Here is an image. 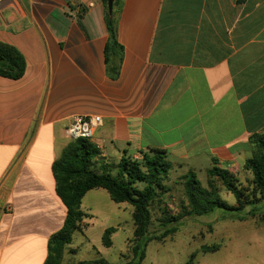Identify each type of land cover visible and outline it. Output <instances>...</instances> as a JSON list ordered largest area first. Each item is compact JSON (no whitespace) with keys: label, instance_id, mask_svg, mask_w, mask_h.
I'll list each match as a JSON object with an SVG mask.
<instances>
[{"label":"crops","instance_id":"crops-1","mask_svg":"<svg viewBox=\"0 0 264 264\" xmlns=\"http://www.w3.org/2000/svg\"><path fill=\"white\" fill-rule=\"evenodd\" d=\"M115 10L124 59L112 79L103 0L78 15L66 0L0 9V41L26 60L20 79L0 76V264H45L67 218L52 167L75 115L103 119L91 140L98 172L161 149L179 174H249L250 137L264 134V0H117ZM101 190L82 200L86 235L97 212L84 202Z\"/></svg>","mask_w":264,"mask_h":264},{"label":"trees","instance_id":"trees-1","mask_svg":"<svg viewBox=\"0 0 264 264\" xmlns=\"http://www.w3.org/2000/svg\"><path fill=\"white\" fill-rule=\"evenodd\" d=\"M69 8L74 10L70 0H66ZM106 8V24L109 39L105 47V62L107 73L112 78L118 77L124 59V47L118 41L117 31V0L114 1L113 13L110 15L107 0H103ZM26 70V60L22 53L10 44L0 41V76L20 79ZM252 157L244 169L252 173L251 184L253 191L247 194L237 187L233 174L217 166L207 170L211 181L218 178L229 191L233 193L237 204L229 205L202 186L197 173L189 171L183 176L185 195L188 201L184 207L185 213L179 217H164L161 221L162 231L158 234L151 232L153 225L152 208L160 203V196L166 191L173 164L167 153L161 149H153L143 155L140 161L123 158L117 174L111 170L98 172L93 168L94 163L101 157L99 148L87 139L72 141L63 151L52 167L56 180V192L68 213L63 228L52 236L48 257L45 264H62L65 249L71 244L73 235L82 231L81 225L88 217L82 210V200L93 189H104L116 204L128 203L133 206L132 219L135 225L133 258L128 264H143L146 259L147 247L151 242L162 241L178 232L184 215L200 217L224 211L225 218L246 221L248 218L259 216L261 205L264 209V134L250 137ZM142 186V187H141ZM251 207L250 210H247ZM165 213V212H163ZM264 220V212L262 214ZM117 231L111 227L102 236L103 245L110 248L113 245L112 235ZM78 264H111L105 258L81 261Z\"/></svg>","mask_w":264,"mask_h":264},{"label":"rangeland","instance_id":"rangeland-1","mask_svg":"<svg viewBox=\"0 0 264 264\" xmlns=\"http://www.w3.org/2000/svg\"><path fill=\"white\" fill-rule=\"evenodd\" d=\"M80 12L79 9V13L75 14ZM251 157L252 150L249 158ZM207 168L201 165L197 169V178L202 186L229 205L235 206L237 202L233 193L218 178L210 181ZM117 172L118 168L111 171L114 175ZM184 175L172 170L165 182L166 192L160 196V203L152 208V233L158 234L163 230L160 223L164 217H179L185 213L184 207H187L188 201L184 189ZM233 175L232 182L245 194L253 191L251 172L242 178L238 174ZM99 193L104 194L97 195V201L87 198L83 207L88 213L89 207L97 212L96 223L88 230L87 235L75 232L70 245L72 250L66 253L62 264H78L99 256L111 264H128L132 260L134 235L131 229H135L132 219L134 208L128 203L121 206L112 202L104 190ZM258 208L259 216L243 222L225 218L222 210L200 217L184 215L177 233L148 245L143 264H264V209L261 205ZM250 209L251 207L247 210ZM111 227H120L121 230L113 237V246L106 248L102 243V236L104 230Z\"/></svg>","mask_w":264,"mask_h":264},{"label":"built area","instance_id":"built-area-1","mask_svg":"<svg viewBox=\"0 0 264 264\" xmlns=\"http://www.w3.org/2000/svg\"><path fill=\"white\" fill-rule=\"evenodd\" d=\"M9 0H0V9ZM72 5L78 10L88 11L94 9L101 0H70ZM103 119L99 115H75L71 124L66 128V137L71 141L78 139H87L91 141L96 134L97 129L102 125Z\"/></svg>","mask_w":264,"mask_h":264},{"label":"water","instance_id":"water-1","mask_svg":"<svg viewBox=\"0 0 264 264\" xmlns=\"http://www.w3.org/2000/svg\"><path fill=\"white\" fill-rule=\"evenodd\" d=\"M114 1L115 0H107V6H108V11L110 15L113 13Z\"/></svg>","mask_w":264,"mask_h":264}]
</instances>
